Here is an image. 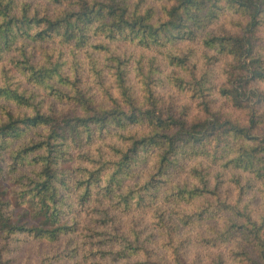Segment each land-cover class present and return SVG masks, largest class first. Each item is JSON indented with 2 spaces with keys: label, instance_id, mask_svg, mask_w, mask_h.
<instances>
[{
  "label": "trees",
  "instance_id": "1",
  "mask_svg": "<svg viewBox=\"0 0 264 264\" xmlns=\"http://www.w3.org/2000/svg\"><path fill=\"white\" fill-rule=\"evenodd\" d=\"M120 43L199 112L158 106L152 61L134 90ZM29 240L64 242L45 264H264V0H0V264Z\"/></svg>",
  "mask_w": 264,
  "mask_h": 264
},
{
  "label": "rangeland",
  "instance_id": "2",
  "mask_svg": "<svg viewBox=\"0 0 264 264\" xmlns=\"http://www.w3.org/2000/svg\"><path fill=\"white\" fill-rule=\"evenodd\" d=\"M230 19H234V17L230 16V14H226V16L224 18H220L215 24L211 25L208 28V31H217L219 28H221L220 26H223L225 28V30H227L230 26L228 24ZM51 45V44H50ZM56 44L51 45V47H55ZM32 47V45H30ZM110 46V50H115V53L118 55H122L125 56V58H129L130 62L128 63L129 67L127 69L130 70L128 76H129V84L133 87L134 90H138L139 85L138 84V79L135 76L134 77V72H133V67H134V61L139 59V61L146 67L148 65V62L152 61L153 64L156 66V68L161 71V73H155L153 75H151L153 83H152V90L154 92V94H158L159 97H157L158 99V106H164L166 108H169L174 114H184L187 113L188 114V118H190L189 116H192L194 114H196L197 112H199L200 107L197 105V100H191V98L189 97V94L187 92H180L177 91L175 89H173L171 86L168 85V83L166 82V78H165V74H168L171 70V68H168L167 65L165 64L164 58H162L161 54H158L155 51H149V50H144L141 48H136L131 46V44H112L109 45ZM108 46V47H109ZM191 46L195 47L197 49L198 52V56H200L201 53V44L200 43H196V44H192ZM31 47H28V49H31ZM178 48L181 47V45L177 46ZM50 48V46H49ZM56 48V47H55ZM56 53V51H55ZM67 55V54H66ZM39 57L35 56L34 60H38ZM197 59V70H199V68L202 65V60L201 59ZM156 60V62H155ZM6 62V61H4ZM142 67V65H140ZM221 64L218 63H214V70H215V82L216 84H220L223 80V77L221 75ZM106 79L109 78V75H105ZM143 79L139 77V81ZM89 82H93V79L91 78L89 80ZM88 85V84H87ZM89 86V85H88ZM91 88L92 90L94 89V83H91ZM218 107L217 103L213 105V109H216ZM59 109V107H58ZM83 166L86 165V163H83ZM147 167V166H145ZM187 173H180L177 177L176 180H180L182 178V176H184V178L187 176ZM251 197V195H250ZM259 196L256 195L253 203L254 205H257L259 203ZM133 212V211H132ZM116 216V213H114ZM132 215H124V216H120L119 218H122V225H125L127 223H133L134 221H130L128 220V218H132ZM139 219V217H138ZM79 220L82 222L83 220H85L84 215L80 216ZM134 220H137V218H135ZM139 228V227H137ZM200 230H204V229H200ZM158 231H154L153 233H156V238L154 239L155 241L157 240V238L159 237V234L157 233ZM194 234L195 231L193 230L192 232H190V234ZM148 234V233H147ZM64 247V242L61 241L57 244H48L45 242H40L38 240H29V241H25L23 243H20L18 246H16V248L14 249V251L12 253H10L5 260H8L6 264H45L47 263L45 257L46 256H51L53 254H55L58 251H61ZM195 248H191L188 250V253L190 255H193L192 252L194 251ZM201 253H199V259L202 262V264H206L207 263V258H206V254L201 250L199 251ZM81 254L79 253L78 256H80ZM45 259V261L42 262V260ZM76 260V261H75ZM81 260V257H76L74 260H64V261H60L57 263H51V264H75V262H78Z\"/></svg>",
  "mask_w": 264,
  "mask_h": 264
}]
</instances>
